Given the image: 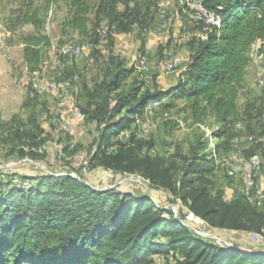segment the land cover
<instances>
[{
	"label": "trees",
	"instance_id": "obj_1",
	"mask_svg": "<svg viewBox=\"0 0 264 264\" xmlns=\"http://www.w3.org/2000/svg\"><path fill=\"white\" fill-rule=\"evenodd\" d=\"M200 1L221 22L204 29L202 20H197L200 35L187 42L188 60L168 87H161L156 76L149 86L138 78L135 66L113 52L116 33H136L143 39L152 26L154 10L141 1L31 0L12 15V23L34 29L21 36L23 60L33 77H40L44 51L51 46L44 28L52 5L62 2L65 7L61 32L75 31L88 38L93 54L100 53L95 47L105 40L108 55L77 110L80 119L96 128L88 143L90 162L120 176L143 177L210 228L262 234L264 202H249L242 187L227 198L231 180L217 176L220 166L214 156L232 153L225 150L241 133L235 129V121H242L248 134L264 135V94L247 101L241 111L238 107L252 62V45L264 39V0ZM178 2L192 12L185 2ZM27 91L23 105L28 106L36 98L29 95L35 91L32 83ZM160 99L164 101L157 108L162 111L183 100L182 109L189 112L194 124L211 121L210 134H195L186 149L178 141L143 139L136 131L125 139L117 138L151 102ZM11 120L16 122V116ZM31 122L34 130L17 122L14 125L12 135L22 146H14L11 153L19 158L30 155L35 159L37 152L23 146L28 141L34 146L43 142L44 130L35 117ZM167 124L171 132L179 120ZM5 126L0 120V143L10 137L1 134ZM66 148L59 147L61 151ZM243 153L246 158L257 156L255 153L264 156V142L250 144ZM2 177L0 264H264V252L223 248L194 233L170 208L156 205L144 193L96 188L66 172L23 175L32 182L26 189L13 184L10 177Z\"/></svg>",
	"mask_w": 264,
	"mask_h": 264
},
{
	"label": "rangeland",
	"instance_id": "obj_2",
	"mask_svg": "<svg viewBox=\"0 0 264 264\" xmlns=\"http://www.w3.org/2000/svg\"><path fill=\"white\" fill-rule=\"evenodd\" d=\"M29 1L31 0H0V19L10 17L12 21V15L16 14L25 2ZM33 1L38 2L39 0ZM134 1H141L144 6L149 5L154 10L153 24L149 28V30L153 29L156 31V33L152 34L153 38L151 41L153 44L150 49L146 48L145 34V36H142L143 39H141L136 33H121L115 37L113 52L122 55L126 59L127 65L135 66L138 78L144 80L149 86H151L153 76H156V80L161 87L173 85L176 82L183 62L187 58V42L200 35V32H196L200 22L188 10L185 11L184 6L180 7L178 0H172V2L165 4L159 3V0H131V3ZM182 2H185L186 5L185 0H182ZM64 14L65 7L62 2L51 6L44 28V33L51 39V46L50 49L44 51L43 62L39 70L40 77H35L45 81H68L70 83L66 88L67 96L65 98V116L63 118L58 115L56 102L50 94L36 92L37 94L31 95L34 92L32 91L31 93L29 92L30 97L36 96V98L31 104L22 106L20 102H17V98H27L29 80L28 73L24 74L21 70L22 65L17 53L18 44L21 35L32 32V27L30 25H21L19 27L20 25H15L11 22L10 34L4 36V38L0 36V44L7 43L6 45L11 53V59L9 60L12 61L11 63L16 68V78L18 80L13 79L14 76L9 78V105L7 107L8 110L6 109V114L10 112V115H5L0 110V120L6 122L1 134L5 138L7 134L10 135L5 142L0 143V178H3L2 176L10 177L15 185H18L19 180L31 184L32 182L29 179H24L22 176H31L39 172L53 174L66 172L73 176H78L96 188H115L144 193L153 199L156 205L170 208L174 216L179 217L194 233L223 248L264 252V231L262 234L251 232L235 233L228 230L210 228L199 217L189 212L179 201H172L171 196L167 192L159 187L152 186L143 177L135 174L120 176L112 171H106L102 167L96 166L94 162L89 161L88 143L93 141L96 135V128L93 123L85 119L75 120L73 118L75 115L74 113H69L71 107L68 108V106L72 105L80 110L79 107L85 102V89L91 86L99 65L104 62L108 54L104 39L95 47L100 53L93 54V47L88 38L78 35L75 31H68L63 34L61 32V23ZM156 28L161 29L157 31ZM183 30L189 31L188 34L185 33V39L182 36ZM71 41L83 46L82 54L78 60L70 61L66 56H61L62 58H60V55L52 47L53 45L59 46ZM171 48L176 50L167 52ZM253 50L259 52L260 49H255L252 46L251 57L254 59ZM261 50L263 51L264 47ZM169 52L178 53L180 59L171 70H166L163 68V62H165V54L168 55ZM143 55H145L144 58H142ZM262 67L264 68V62L259 64L252 62L249 66L245 87L241 90L238 97V105L242 104L245 99H250V96H253L252 94L256 90L258 91L260 87H264V71H258ZM257 73H261V76H258ZM18 90H22L20 95L17 94ZM249 91L251 92L250 94ZM161 101H164V99L151 102L144 109L143 114L131 125V128L123 130L117 138L125 139L131 131H136L138 137L143 139L154 138L159 143L162 138L167 141H178L181 147L186 149L195 134L203 133L205 136L210 134L211 121L209 120L201 126L194 124L191 121L189 112L186 109H182L183 100H178L177 105L169 111H162L157 108ZM157 103L158 105L156 106ZM151 110L152 112H150ZM13 116H16V122L24 125L27 130H34L31 119L35 117L37 123L44 130L40 136V138H43V142L40 145L34 146L28 141L23 146L26 151L34 150L37 152L38 156L35 159L30 155L19 158L11 153V149L14 146L16 148L22 146L19 143L22 141L15 134L12 135V133L16 132V126H14L16 122L11 120ZM70 118L74 120H70ZM176 119L179 120V125L174 127L171 132H168L167 122L170 120L176 121ZM64 145H67V148L61 151L59 147ZM232 153L239 152L234 151ZM255 154H258L257 156L260 158L256 179L264 193V156L262 154L260 156V153ZM221 170L222 173L218 172L217 176H226L231 180L226 188V195L232 194L234 189L240 190V181L234 176L233 178L227 175L223 169ZM162 258V256H156L158 261L162 260Z\"/></svg>",
	"mask_w": 264,
	"mask_h": 264
},
{
	"label": "bare ground",
	"instance_id": "obj_3",
	"mask_svg": "<svg viewBox=\"0 0 264 264\" xmlns=\"http://www.w3.org/2000/svg\"><path fill=\"white\" fill-rule=\"evenodd\" d=\"M185 1L187 8L192 10V12H194V14L196 15L195 16L196 19L202 20L205 26L204 29L210 26H219L221 22L220 16L215 12L206 9L202 5L200 0H185ZM186 10L187 9H185V11ZM200 11L202 12V14H200ZM164 15L166 16V14ZM211 16L215 19L211 18ZM52 47L57 51L58 55L66 56L70 61L78 60V58L80 57L83 51V46H81L79 43L75 41L63 43L60 46L53 45ZM70 48L72 50H76V53H70ZM177 54L178 53H174V52L168 53V55H173L171 59V67H173L180 59V55ZM164 69L171 70L172 68H164ZM28 79H29L28 83H32L33 88L35 90L33 93H31V95H34L35 92L41 94L42 93L50 94L56 102L58 115L61 118H63L65 116L64 106H65V98L67 96L66 88L70 85V83L68 81L65 82L45 81L44 79L35 78L32 75H29ZM46 85H50V86H46ZM157 105L158 103L156 104V106ZM81 116L82 115L80 113V118ZM75 117L79 118V116H75ZM214 157H215V162L218 166L224 167V169L227 170L229 175L231 174L239 181L240 179H242V172L239 171H245L246 185L244 188L242 187L243 194L246 196L249 202H253V201H257L259 203L264 202V193L260 188L259 184L257 183V179H256L257 172L260 166L259 157L252 156L250 158H246L240 154H233L230 156H222V157H217V155L215 154ZM243 161H246V164ZM18 185L23 188H27L29 184L26 181L19 180Z\"/></svg>",
	"mask_w": 264,
	"mask_h": 264
},
{
	"label": "crops",
	"instance_id": "obj_4",
	"mask_svg": "<svg viewBox=\"0 0 264 264\" xmlns=\"http://www.w3.org/2000/svg\"><path fill=\"white\" fill-rule=\"evenodd\" d=\"M170 2H171V0H161L160 1L161 4L170 3ZM179 6H180V4H179ZM190 13H192L194 15V17L196 16L194 14V12H190ZM187 15L188 16H191L189 14H187ZM161 17H163V16L161 15ZM10 21H11V18L10 17H6V18H1L0 19V36H2L3 38H4V36L10 34V26H11V22H12V21L11 22ZM3 25H5V26L3 27ZM24 25H28V24H24ZM19 27H21V25ZM160 29L156 28L157 31L160 30ZM196 29H197L196 32H200L201 31L200 28H196ZM188 30H190V29H188ZM32 32H34L33 27H32ZM32 32H30L28 34H31ZM153 33H156V31H154L153 29L152 30H148L145 33V35H146V44H145V46H146L147 49H150V47L153 44V42L151 41V39L153 38V36H152ZM185 33L188 34L189 31L183 30L182 36H183L184 39L186 37V34ZM118 34H121V33H116L114 35V38ZM23 35H27V34H23ZM263 42H264V39H259V40H257L252 45L255 49H258V48L260 49L259 52H255L253 50L254 51L253 52L254 59L252 57V62H256L257 64H259L260 62H264V50L263 51L261 50V48L264 47ZM6 44L7 43L0 44V110H2L5 113V115H8L9 116L10 115L9 114L10 112H8L6 114V109H7L8 105H9V100H8V95H9V90H10L9 89V82H10L9 78L11 76H14L13 79H16L17 80V78H16L17 71H16V68H14L13 64L11 63L12 61L9 60V59H11V53L9 52V49H8V47H7ZM22 49H23V43H22V40L20 38L19 44H18V50H17V53L19 54V58L18 59H20V63L22 65L21 66L22 72H24V74H26V73H29V71H28V69H27V67H26V65L24 63V60H23V52H22ZM186 49H187V58H186L185 62L188 60V57H189V50H188V48H186ZM170 50H176V49L171 48V49L167 50V52L170 51ZM177 50H178V48H177ZM144 56L145 55H143L142 58H144ZM165 56H166V54H165ZM185 62H183V65L185 64ZM183 65H182L181 69L183 68ZM260 70L264 71V68L263 67L262 68H259L258 71H260ZM257 74H258V76H261V73H257ZM19 79H20V77H19ZM21 88H23V87H21ZM20 92H22V90H18L17 91V94L20 95L21 94ZM250 93L251 92L249 91V94ZM262 94H264V87L263 88L260 87V89L258 91L256 90V92L254 94H252L253 96H250V99H245L242 104H239V106H238L239 107V111L242 110V108L244 107V105L246 104L247 101H249V100H251L253 98H257L258 96H260ZM25 99L26 98H17V102H20L21 105L23 106V102L25 101ZM69 107H71L73 110H78V109H76L72 105H69L68 108ZM262 117L264 118V112L262 114ZM73 118L75 120H81V119H78L76 117H73ZM73 118H70V120H74ZM234 126H235V129L238 130V131H240L241 133H240L239 136L235 137L231 141L230 147L227 150H225V152L238 151L239 153H234V154H240V152L243 153L245 151V149H247L250 144L257 143V142H264V135L255 136L257 134H248V133H246V128H245V125L243 124L242 121H240V120L235 121L234 122ZM260 138H261L262 141L260 140ZM218 172L222 173V170L220 168H217L216 167V173H218ZM231 195L232 194H230L227 197H230Z\"/></svg>",
	"mask_w": 264,
	"mask_h": 264
},
{
	"label": "built area",
	"instance_id": "obj_5",
	"mask_svg": "<svg viewBox=\"0 0 264 264\" xmlns=\"http://www.w3.org/2000/svg\"><path fill=\"white\" fill-rule=\"evenodd\" d=\"M200 14H202V12L200 11ZM206 15V14H205ZM211 18H213L211 16ZM215 19V18H213ZM70 53H76V50H72L70 48ZM178 55V54H177ZM172 56L173 55H166V60L165 62H163V68H172L171 67V59H172ZM46 86H50V85H46ZM154 109V108H153ZM152 112V110L150 111ZM69 113H74L75 116H79V119H80V113L77 112V110H73L72 108L70 109ZM245 164H246V161H243ZM239 172H242V179H240V184H241V187H245L246 185V177H245V171H239Z\"/></svg>",
	"mask_w": 264,
	"mask_h": 264
}]
</instances>
